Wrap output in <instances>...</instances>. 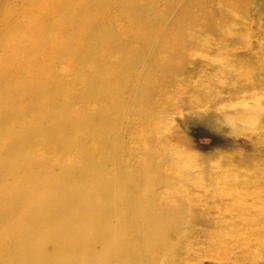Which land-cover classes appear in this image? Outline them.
<instances>
[{"label":"bare ground","instance_id":"bare-ground-1","mask_svg":"<svg viewBox=\"0 0 264 264\" xmlns=\"http://www.w3.org/2000/svg\"><path fill=\"white\" fill-rule=\"evenodd\" d=\"M45 1L37 0V2ZM57 1H53L54 7H57L60 2ZM71 1L73 0L60 2L66 6L70 4V7L67 6L65 9L61 7L58 10H52L50 3H40L42 7L40 8L39 5V8L42 11L35 7L40 14L42 13L40 17L49 20L63 14L62 17L59 16L58 23H51V27H59L63 35L62 39L60 36H58L60 39L52 38L53 45L60 43L63 45L81 43L82 45L84 41L91 38V35H95V38L104 40L101 43L109 41L111 47L116 45L121 54H106L102 52L103 49L100 52L99 44L97 45L93 39L94 43L90 45H79L60 50V58L78 55L72 63L75 73L71 76H68L66 72H54L45 77L26 74L23 70L29 67V63L21 57L31 54L34 50L45 49L44 42L49 37H42L41 43L38 44H31L29 41L21 42L19 37L22 35L29 34L27 38H31L40 33L36 28L26 27L31 19L32 23L36 21L37 18L33 16L36 14L39 16V13L34 14L35 10H33L32 17L29 18V15L27 19L21 18H25V22L18 18L21 23L17 18H13L15 14H10L13 19L10 18L11 20L8 21L7 32H5L7 37L11 38L8 43L6 42L9 51L6 54V61L3 59L5 62L3 60L0 62V94L3 96L0 99V264H174L184 252L185 255L194 254L189 239L193 238L195 233L203 239L206 235L204 228L209 227L211 221L207 216L199 213L196 207L185 206L182 199H178V204L172 206H164L158 201L155 197V185L169 179L168 173H163L158 170V167L163 161L168 162L171 155L161 151L158 156H152L149 162L142 159L146 162L144 165L150 164L144 171H136L134 165H136V156L138 157L139 152L158 154L159 151L150 144L149 139L145 142L146 150L138 144L136 147V136L140 135V133L136 134L139 131L136 129V124L145 125L146 122H150L147 124L149 125L157 122L156 125L159 126L160 118L165 115L168 120L167 113L171 115L168 108H160V111H156L157 102L163 104V101L155 99V94L160 93V88L164 86L174 85L175 81L184 84L187 90H190L197 83L189 80L193 77L187 75L196 71L195 65L191 63L196 64L199 61L191 59L187 62L184 58L186 54L184 47L190 43L184 44L188 42V39L183 34L180 35V41L173 44L172 49L181 57L179 62L166 59V56L161 59L153 56L145 60L136 59V48H130V44L132 40L136 41V14L142 5L137 7V0L136 4L127 5L133 12L131 21L129 23L120 22L122 24L120 25L124 26L123 33L128 36L122 39L116 37L118 33L115 37H111L110 33L114 34V31L110 32L107 29L109 26L103 32L100 31L102 33L90 30L77 32L79 25L91 29L100 26V15L97 11L107 4V0H78L76 5L73 3L74 8H71ZM121 1L112 0V4L121 7L124 5ZM254 1L257 4V13L264 15V0ZM184 2L180 0V7H183ZM95 5L99 6L96 10L92 9ZM207 5H209L208 0ZM43 6L46 8L44 9ZM197 9L200 10L199 7ZM187 10L185 8V11ZM88 11L92 12L87 14ZM124 11L126 10H123V14ZM249 11L247 10L246 14L251 16V11ZM26 13L23 14H30V11ZM110 13L104 14L109 17ZM124 17L120 18L124 19ZM38 19L44 18L38 17ZM262 20L264 21V16ZM46 22L38 24L37 21L36 26L38 24L45 27ZM145 24H149L148 21ZM19 26L22 28H16ZM24 28L27 32H21ZM27 28L30 30L28 31ZM181 28L186 27L180 26L174 32L180 31ZM254 28L257 27L254 26ZM216 29L214 25L213 33ZM15 31L18 34H15ZM66 33L71 34L67 37ZM192 34L191 36L194 35ZM2 41L4 42V38ZM45 50L39 51L35 58L36 63L40 62L43 55L47 53ZM11 57L12 60H10ZM140 60H143L142 63ZM144 63L147 67L142 69L140 76H136L137 67ZM16 75H19V78H16L19 84L2 85L1 80L10 79ZM57 81H61L63 85H68L70 81V84L75 86L72 90L65 92L64 87H60ZM50 82L49 87L46 84ZM52 82H56L57 87H53ZM81 82L82 85L78 86ZM209 93L211 96L214 92ZM256 97L259 98L255 95L243 96L236 106H232L233 101H231L230 106H226L222 111L208 108L195 113V110L190 109L194 113L192 116L188 115L190 116L189 123L198 126L196 122L202 118L212 121L218 117H226L232 112L240 111L237 109L245 108L243 106L251 103L246 104V101L255 100ZM88 100L93 101L94 104H84ZM259 102H254L252 106L263 105L264 98ZM73 105L74 108H72ZM237 106L242 107L233 111L232 108ZM157 126H151V130L155 129L152 127ZM216 126L223 127L218 123ZM214 130L217 132L216 129ZM145 133L148 136L145 130H142L141 135ZM218 135L220 136L221 133ZM166 136L168 140L191 147L196 144L192 136L180 133L179 129H173L170 135L166 134ZM154 140L153 143H157L161 138H157V142ZM234 147L232 150H237ZM41 151L56 152L54 154L57 156L56 161H52L54 158H41ZM219 151L223 150L219 149L217 152ZM66 152H73V157L69 158V155L65 157ZM199 156L204 157L201 154ZM208 158H206L207 161ZM160 200L164 199L160 198ZM194 226L201 228L199 231H187L189 227ZM202 239L199 241L202 242ZM262 253L264 254L263 251ZM206 264L216 263L208 261ZM217 264H228V262L222 261ZM257 264H264V260Z\"/></svg>","mask_w":264,"mask_h":264},{"label":"rangeland","instance_id":"rangeland-1","mask_svg":"<svg viewBox=\"0 0 264 264\" xmlns=\"http://www.w3.org/2000/svg\"><path fill=\"white\" fill-rule=\"evenodd\" d=\"M34 1L35 0H0V62H2L3 59L6 61V54H8L9 51L7 43L11 38L7 37V33L5 32H7L8 21L12 18L10 17V14H15L13 18H17L18 22L21 23L20 21L23 20V22H25L24 20H26V17L29 15V18L32 17L31 14H33V10H35L34 14L39 13V16L38 14L34 15L33 17L37 18H35L36 21L33 19L35 22L32 23L31 19V22L29 21L28 26L26 27H30L31 29L36 28V30L40 33L37 34L38 36L36 35V37H28L29 39L27 38V36H30L29 34L22 35L19 38L21 42L29 41L31 44H38L41 43L40 40L42 37L45 38L48 36L49 38L44 42L46 50L44 48L40 49L41 51H47V53L43 55L41 61L38 63L35 62V58L39 54V49L32 51V53L27 56L23 55L21 58H24L25 61L29 63V67H25L23 72L26 74H36V76L38 75L40 77H45L47 74L54 72H66L68 76H71V74L75 73L72 69V63L76 60L78 55L60 58L59 53L73 46H79L81 43H70L64 45L60 43L53 45L54 41L52 38L60 39L61 37L62 39L63 35L60 28L51 27V23H58V19H60L63 14L52 18L50 17V20L45 17H40L42 14H40V11H42V9H40L42 7L40 3H50V6L53 8L52 10H58L61 7L65 9L67 6L70 7V4L66 6L63 3H60L62 0H55L60 2L57 7H54V0H44L45 2H37L36 0L35 4ZM134 1L135 2H133V0H122L121 3L124 5L118 7L113 6L112 0H107V4L97 11L100 15V26L96 29H91L90 27L79 25L77 32L90 30L98 33L100 31L103 32L104 29L109 26L107 29H109L110 32L114 31V34L110 33L111 37H115L117 33L116 37H120L121 39L128 37L123 33L124 26H121V23H123L122 21H127L126 23L131 21L133 12L130 9L131 7L127 5H129V3L136 4L138 1L136 6L138 7L139 5H142L139 7V12L136 14V41L132 40L130 44V48H136V59L143 58V60H145L149 56L161 59L166 56V59L179 62L181 57L172 49L173 44L180 41V35L183 34L186 35L188 39V42H184V44L190 43L184 47L186 52V54H184V58L187 62L191 61V59L199 61V63L196 64L191 63V65H195L196 71L187 75L189 77H193L189 80L197 83L194 84L190 90H187L184 84H180V82L175 81L174 85H170L168 87L164 86L160 88V93L155 94V99L163 101V104L157 102L156 107H158V109H156V111L158 112L160 108H168V112H171V115L167 113L168 120L165 115V117L160 118L159 126L156 125L157 122H152L153 124L149 125L147 124L150 122H146L145 125L136 124V129L139 130L136 134L140 133V135L136 136V147L138 144L141 145L143 150H146L145 142L149 139L150 144L159 150L158 154L139 152L138 157L136 156V165H134L136 167V171H144L147 169V166H149L150 163H147L146 165L144 164L149 162L152 156H158L161 151L170 153V157L172 158V160L170 158L168 162L163 161L158 167V170L165 174L168 173L169 175L168 181H163L158 183V185H155V197L158 201L164 206H172L178 204V199H182L181 201L185 202V206L196 207L199 213L204 214L211 221V225L204 228L206 230V235L203 239L196 233L193 238L189 239L194 254L185 255L184 252L181 258L176 260L174 264H206L208 261L215 262L216 264L221 263L222 261L228 262V264H257L259 261L264 260V254L262 253V251L264 252V104H256L253 105L254 108L251 107H253L252 104L254 102L260 103V99L264 98V88H262L264 87V21L262 20L264 15L257 13V4L254 0H208L209 5H207V0H184L185 2L183 7H180L179 5L180 0ZM71 2V8H74L78 0H73ZM73 3H75V5H73ZM31 4L35 6H32ZM124 6L126 8H123ZM35 7L40 9V11H37L38 9L36 10ZM98 7V5H95L92 9L96 10ZM114 7L116 8L114 9ZM198 7L200 10L197 9ZM43 8L45 9L46 7L43 6ZM185 8L188 10L185 11ZM124 9L126 10L124 11V14L126 13L127 15L122 13ZM28 10L30 11V14H27L29 12ZM247 10L251 11V16L246 14ZM23 11L27 12V15H24L23 13L25 12ZM91 12L92 11H88L87 14ZM106 12H111L108 14L109 17L105 15L107 14ZM23 17L26 19H21ZM38 17L44 18L42 19L43 21H47L45 27L38 25L40 22H43L38 19ZM120 17H124V19H121ZM107 20L109 21L107 22ZM37 21L38 24L36 26ZM146 21H148L149 24H145ZM112 23H114V25ZM214 25L217 28L214 32L215 34L213 33ZM253 25L257 28H254ZM180 26L186 28H181L180 31L178 30L174 32L176 29L180 28ZM16 28L22 27L19 26ZM30 28H27V30H30ZM21 32H27L26 28H24ZM14 33L18 34L16 31ZM191 33L194 35L192 34L193 36H191ZM66 34L68 37L71 33ZM90 37L91 38L84 41L82 45H90L95 41L97 45L99 44V47H97L98 49L100 48V52L103 49L102 52L106 54H121L116 45L111 47V42L106 41V43L103 42V44L101 42L104 40L95 38V35H91ZM2 38H4V42L2 41ZM14 38H12V40ZM93 39L95 40L92 41ZM17 41H19V39H17ZM61 45L62 48L60 49ZM3 51L4 53H2ZM150 51H153L154 53H151ZM10 60H12V57ZM143 60H140L141 63ZM66 66L69 69L66 68ZM146 67L145 63L140 64V66L137 67L138 71L136 72V76H140V72H143L142 69ZM231 72L233 74H231ZM221 75H224V77H221ZM16 78H19V75L13 76V78L10 79L1 80L2 85H8L11 83L19 84V81L16 80ZM252 81L253 83L250 84ZM57 84L60 87H64L63 90H65V92L72 90L75 86L70 84V81L68 85H63L61 81H57ZM46 85L50 87L51 82ZM81 85L82 82L78 86ZM52 86L57 87L56 82L53 83ZM244 86L246 87L244 88ZM208 92H214L216 95L213 93L215 95L214 96L211 93L212 95L210 96V93L208 94ZM164 93L166 95H164ZM251 95L259 96V98L256 97L255 100L252 99L246 101V104L251 103L247 106H243L245 108L237 109L240 111L234 110L238 107H242L237 106L232 108V110L236 112H232L229 115H226V117H218L212 121L202 118L199 119L200 122L197 120L198 122H196V125L198 126H193L191 122L189 123L188 118L190 116L188 115L192 116L194 113V111L190 109L195 110V113L208 108L222 111L226 106H230L229 102L233 101L232 106H236V104L242 100L241 98L243 96L248 97ZM184 97H186V99ZM2 98L3 96L0 94V99ZM236 100L238 101L235 102ZM84 104L93 105L94 102L88 100ZM212 106H215V108H212ZM72 108H74V105ZM230 116L231 118H229ZM164 119L169 122H164ZM178 119L179 121H177ZM186 122H188L189 125ZM217 123L223 127L218 128L216 126ZM174 124L176 125L175 127ZM150 125L157 126L152 127V129L155 128V131L151 130ZM211 128L213 130L216 129V131L221 133V135L219 136L215 130L214 133H212L213 130ZM173 129H179L180 133L183 132L187 136H192L196 140V144L191 147L180 142H178V144L176 141L168 140L166 134L170 135ZM142 130L147 131L148 136H151L148 137L146 133L141 135ZM149 130L153 132H150ZM227 130L230 133L227 132ZM193 134H195L197 138ZM160 135L163 136L161 137ZM156 137L158 139L161 138V140L157 142ZM153 140L157 143H153ZM233 147L237 150H232ZM216 149H221L223 151L217 152L218 150ZM207 152L209 156L207 155ZM212 152L213 154H210ZM55 153L41 151L40 156L41 158L45 157L47 159L54 158L52 161H56L57 156L54 155ZM200 154L204 157L199 156ZM73 155V152H66L65 157L68 156L69 158H72ZM210 155L212 157H210ZM206 158L209 160L207 161ZM142 159H145L146 162L142 161ZM207 163L209 164L207 165ZM234 169L235 171H233ZM223 171H225V173ZM218 188L220 190H218ZM207 191L211 193H208ZM160 198L164 200H160ZM200 228V226L189 227L187 231H199ZM251 232L253 233L251 234ZM258 238L260 239L258 240ZM200 239H202V242L199 241ZM243 251L246 252V254H244ZM232 258H234V260Z\"/></svg>","mask_w":264,"mask_h":264}]
</instances>
